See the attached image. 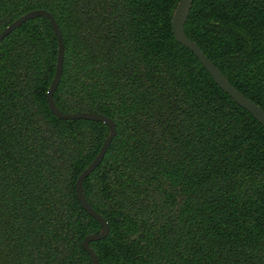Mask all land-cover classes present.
I'll return each mask as SVG.
<instances>
[{
	"label": "trees",
	"instance_id": "trees-1",
	"mask_svg": "<svg viewBox=\"0 0 264 264\" xmlns=\"http://www.w3.org/2000/svg\"><path fill=\"white\" fill-rule=\"evenodd\" d=\"M178 1L0 0V33L49 12L56 106L115 123L82 184L109 226L99 264H264V128L176 42ZM184 31L264 111V0H193ZM57 51L46 18L0 42V264H92L100 225L75 184L108 128L49 110Z\"/></svg>",
	"mask_w": 264,
	"mask_h": 264
},
{
	"label": "water",
	"instance_id": "water-1",
	"mask_svg": "<svg viewBox=\"0 0 264 264\" xmlns=\"http://www.w3.org/2000/svg\"><path fill=\"white\" fill-rule=\"evenodd\" d=\"M193 0H179L173 10L171 16V29L173 36L177 43L188 49L198 59L202 67L209 73L216 85L225 92L230 98L242 109L246 110L252 115V117L264 128V111L249 100L239 91H237L225 78V76L219 71V69L203 54L200 48L195 42L187 37L184 31L185 23L188 19ZM35 18H46L53 30V33L57 39L58 51L55 75L51 86L48 89L46 100L47 105L51 113L61 120H87L99 122L107 126L108 135L106 136L98 154L93 162L78 176L75 184V193L78 202L84 211L97 221L100 225V232L98 234H92L85 237L82 242L83 249L89 255L92 264H99L98 258L95 252L89 247V243L100 241L105 239L109 235V226L105 219H103L89 204L82 191L83 181L99 166L104 155L106 154L108 147L116 136L115 123L108 117L101 114H95L91 112H82L76 114H64L56 106L53 100V93L59 85L62 71H63V57H64V41L62 33L58 24L54 20L53 16L45 10H33L7 26L2 33H0V42L7 37L15 29L19 28L25 22Z\"/></svg>",
	"mask_w": 264,
	"mask_h": 264
},
{
	"label": "flooded vegetation",
	"instance_id": "flooded-vegetation-1",
	"mask_svg": "<svg viewBox=\"0 0 264 264\" xmlns=\"http://www.w3.org/2000/svg\"><path fill=\"white\" fill-rule=\"evenodd\" d=\"M113 121V120H112ZM116 127V126H115ZM108 135V134H107ZM109 148V147H108ZM98 154V153H97ZM105 156V155H104ZM103 160V159H102ZM93 162V161H92ZM102 162V161H101ZM100 165V164H99ZM100 232V231H99ZM92 235V234H91ZM85 239V238H84ZM83 242V241H82ZM82 248H83V246H82ZM84 250V249H83ZM85 251V250H84ZM86 252V251H85ZM89 256V255H88ZM91 260V259H90ZM35 264H37V263H35Z\"/></svg>",
	"mask_w": 264,
	"mask_h": 264
}]
</instances>
